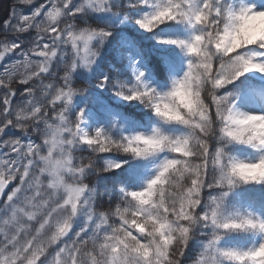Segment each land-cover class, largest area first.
Wrapping results in <instances>:
<instances>
[{
    "label": "snow or ice",
    "instance_id": "snow-or-ice-1",
    "mask_svg": "<svg viewBox=\"0 0 264 264\" xmlns=\"http://www.w3.org/2000/svg\"><path fill=\"white\" fill-rule=\"evenodd\" d=\"M0 264H264V0H11Z\"/></svg>",
    "mask_w": 264,
    "mask_h": 264
},
{
    "label": "trees",
    "instance_id": "trees-1",
    "mask_svg": "<svg viewBox=\"0 0 264 264\" xmlns=\"http://www.w3.org/2000/svg\"><path fill=\"white\" fill-rule=\"evenodd\" d=\"M11 0H0V16L4 15L5 9L9 6Z\"/></svg>",
    "mask_w": 264,
    "mask_h": 264
}]
</instances>
